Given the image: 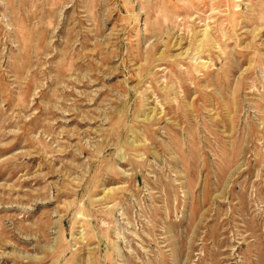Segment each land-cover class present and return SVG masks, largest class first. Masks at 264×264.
<instances>
[{"label":"rangeland","instance_id":"obj_1","mask_svg":"<svg viewBox=\"0 0 264 264\" xmlns=\"http://www.w3.org/2000/svg\"><path fill=\"white\" fill-rule=\"evenodd\" d=\"M0 264H264V0H0Z\"/></svg>","mask_w":264,"mask_h":264}]
</instances>
